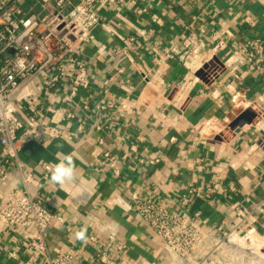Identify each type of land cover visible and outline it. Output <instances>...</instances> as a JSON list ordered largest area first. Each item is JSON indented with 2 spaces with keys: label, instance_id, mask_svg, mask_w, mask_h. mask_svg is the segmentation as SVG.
Masks as SVG:
<instances>
[{
  "label": "crops",
  "instance_id": "1",
  "mask_svg": "<svg viewBox=\"0 0 264 264\" xmlns=\"http://www.w3.org/2000/svg\"><path fill=\"white\" fill-rule=\"evenodd\" d=\"M25 4L40 12L35 0ZM96 8L101 23L81 50L92 110L68 122L64 105L46 98L42 112L62 137L20 150L40 180L37 198L65 218L47 229L51 252H72L73 264H190L169 257L122 203L140 197L176 210L191 184L199 191L188 211L205 228L264 235V0H97ZM211 61L221 64L214 79L202 70ZM106 99L138 110H93ZM106 151L121 164L118 176ZM66 154L76 178L60 187L43 165ZM5 172L0 209L5 192L23 186L15 162ZM82 228L86 241L74 235ZM90 234L98 240L90 242ZM32 236V228L0 222V264H47L33 255Z\"/></svg>",
  "mask_w": 264,
  "mask_h": 264
},
{
  "label": "built area",
  "instance_id": "2",
  "mask_svg": "<svg viewBox=\"0 0 264 264\" xmlns=\"http://www.w3.org/2000/svg\"><path fill=\"white\" fill-rule=\"evenodd\" d=\"M35 2L40 12L27 10L25 0H0V174L7 179L5 166L15 162L23 182L22 187H11L5 192L0 222L10 228H32L31 251L37 257L44 255L47 264H73L72 252L50 250L47 229L53 222L63 223L65 218L49 211L37 198L40 180L21 160L20 150L29 142L42 144L62 137L61 126L46 120L42 112L46 98L64 105L68 122L85 119L92 110V104L84 100L91 79L81 50L84 43L91 42L101 15L97 0ZM220 68V63L211 61L202 70L214 79ZM93 107L98 113L125 110L133 114L138 110L125 101L112 99L97 102ZM78 128L82 129L83 124ZM96 128L100 130L102 126L97 124ZM133 150L136 151L135 146ZM104 154L111 159V171L118 176L121 164L109 151ZM128 158V153L122 156L123 161ZM158 161L138 159L141 164ZM43 167L47 176L52 165L46 163ZM198 191L191 184L176 210L140 197L123 202L122 206L152 228L173 260H190V264H264L263 234L254 229L218 233L205 228L190 214L188 206ZM88 239L93 243L98 237L90 234ZM109 239L115 241L116 236L110 234ZM10 256L16 258L17 253L10 252ZM100 259L106 261L104 254Z\"/></svg>",
  "mask_w": 264,
  "mask_h": 264
},
{
  "label": "clouds",
  "instance_id": "3",
  "mask_svg": "<svg viewBox=\"0 0 264 264\" xmlns=\"http://www.w3.org/2000/svg\"><path fill=\"white\" fill-rule=\"evenodd\" d=\"M50 182L54 185L64 187L66 184L73 182L76 178V166L71 154H66L63 159L54 164L50 169ZM110 227H117L115 224ZM75 238L79 241L87 240V229L82 228L74 233Z\"/></svg>",
  "mask_w": 264,
  "mask_h": 264
},
{
  "label": "rangeland",
  "instance_id": "4",
  "mask_svg": "<svg viewBox=\"0 0 264 264\" xmlns=\"http://www.w3.org/2000/svg\"><path fill=\"white\" fill-rule=\"evenodd\" d=\"M264 250V249H263Z\"/></svg>",
  "mask_w": 264,
  "mask_h": 264
}]
</instances>
